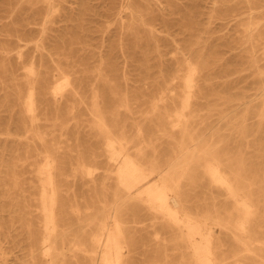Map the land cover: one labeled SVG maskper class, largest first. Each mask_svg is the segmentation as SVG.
<instances>
[{
  "label": "rangeland",
  "instance_id": "374dc122",
  "mask_svg": "<svg viewBox=\"0 0 264 264\" xmlns=\"http://www.w3.org/2000/svg\"><path fill=\"white\" fill-rule=\"evenodd\" d=\"M252 20L259 27L251 42ZM261 32L264 0H0V264L52 262L41 249L45 220L38 175L48 154L64 164L60 184L70 234L85 238V221L116 200L119 166L97 128L98 97L109 121L119 117L127 127L133 154L146 140L156 150L148 151L149 160L164 164L175 158L182 132L159 117L180 107L188 60L201 66L191 110L198 134L207 141L225 138L246 118L248 138L234 135L223 148L229 157L248 159L250 177H264V132H258L264 111ZM66 81L70 85L55 93ZM33 87L34 118L26 109ZM195 174L198 186L186 188L192 208L205 212L217 202L233 210L203 171ZM127 206L134 238L126 252L129 264H179L183 252L190 259L187 248L175 247L179 230L136 198ZM212 230L222 242L224 264H241L230 254L238 246L229 235L217 225ZM67 254L68 264H95L93 252Z\"/></svg>",
  "mask_w": 264,
  "mask_h": 264
},
{
  "label": "bare ground",
  "instance_id": "6f19581e",
  "mask_svg": "<svg viewBox=\"0 0 264 264\" xmlns=\"http://www.w3.org/2000/svg\"><path fill=\"white\" fill-rule=\"evenodd\" d=\"M247 27L249 41L252 42L259 22L252 20ZM259 38L264 43V32L260 33ZM187 68L185 92L180 107L174 114L159 117L162 123L170 121L173 127H178L182 132L181 139L175 141L178 146L175 158L164 164L157 159L147 158L148 151L156 150L146 140L142 142L147 146L137 148L136 154H133L135 146L130 140L127 127L121 126L119 117L111 123L100 108L97 98V128L104 135L110 159L117 162L119 168L116 173L117 191L114 194L116 200L99 211L89 224L85 221V238L64 229L65 198L60 184L64 164L58 163L53 154L44 158L38 171L42 182L41 212L45 220V238L41 249L44 256L52 259L51 264H68V249L77 253L93 252L95 255L91 258L95 264H129L125 259L126 252L133 245L134 238L127 227V214L132 212L127 203L133 198L145 203L156 219H162L171 228L179 230L181 235L174 239L175 247H185L190 253V259H186L183 252L179 264H224L225 258L220 257L219 252L222 242L214 236L213 225L220 226L238 246V251L230 253L236 257V261L241 264H264V177L253 179L247 173L250 170L247 167L248 159L244 156L232 158L229 157L231 153L225 152L234 135L248 138L251 133L248 120L241 119L240 124L234 126L231 134L225 138L207 141L205 135H199L201 127L195 125L198 120L191 110L201 66L196 61L188 60ZM261 74L264 75V72ZM46 83L43 79L42 87ZM69 85L70 82L66 81L64 86H57L54 92L63 91ZM26 109L33 118L36 117L38 104L34 87L30 90ZM260 116L258 132L263 133L264 111ZM138 132L144 136V129L140 128ZM159 132L168 137L165 128H160ZM37 137L45 142L39 135ZM235 162L241 166H230ZM198 171H203L204 178L224 192L226 201L233 205L232 211H228L227 207H219L217 202L213 203V210L205 212L192 208L186 188L198 186L194 183ZM94 200L100 201L99 193L95 194ZM225 212L226 215L223 214ZM109 218L111 220L107 221ZM87 228L91 234L86 237ZM31 236L33 243H37L35 235L31 233ZM165 264L172 263L166 261Z\"/></svg>",
  "mask_w": 264,
  "mask_h": 264
}]
</instances>
